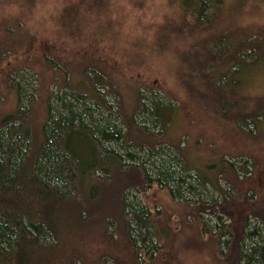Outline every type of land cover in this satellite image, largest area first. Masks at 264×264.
I'll list each match as a JSON object with an SVG mask.
<instances>
[{
  "label": "rangeland",
  "instance_id": "rangeland-1",
  "mask_svg": "<svg viewBox=\"0 0 264 264\" xmlns=\"http://www.w3.org/2000/svg\"><path fill=\"white\" fill-rule=\"evenodd\" d=\"M190 20L179 0H0V117L16 109L13 81L20 80L23 104L31 107L39 134L47 100L55 102L49 94L58 91L62 66L75 70L74 78L88 66L106 72L125 113L132 111L135 88L142 86L149 95L145 86H152L177 104L166 141L184 146L190 163L214 180L201 188L202 198L222 201L215 180L221 185L231 180L235 186L226 211L237 216L246 203L254 209L264 200V56L244 69L242 85L217 90L206 80L212 65L206 47L225 36L264 47V0H223L213 24L192 26ZM45 54L55 58V67ZM217 96L230 100L231 108L224 111ZM254 111L261 114L257 125L236 122ZM223 160L231 161L237 174ZM115 177L102 183L90 211L83 212L84 222L69 220L59 244L35 264H68L77 252L89 261L108 256L112 264L233 263L232 249L202 227L207 218L218 228L214 210L175 199L156 184L131 194L154 211L165 244L153 258L141 260L116 215L117 194L126 180Z\"/></svg>",
  "mask_w": 264,
  "mask_h": 264
},
{
  "label": "trees",
  "instance_id": "trees-1",
  "mask_svg": "<svg viewBox=\"0 0 264 264\" xmlns=\"http://www.w3.org/2000/svg\"><path fill=\"white\" fill-rule=\"evenodd\" d=\"M179 2L191 15L192 26L213 24L223 8V0ZM254 47L260 49L259 55L252 53ZM206 49L212 60L206 80L217 90L232 91L238 83L242 85L244 69L259 64L264 56V47L246 38L235 41L233 37H218ZM45 59L52 67L58 63L46 54ZM62 67L58 68V91L49 94L55 102L47 100L39 134L31 107L23 104L20 80L13 81L16 109L0 117V264L41 262L43 255L59 244L69 220L75 217L84 222L83 212L90 211L100 186L109 184L115 175L126 180L117 194L116 215L120 214L127 240L141 260L153 258L165 244L159 239L154 211L131 194L156 184L167 188L175 199L214 210L218 228L214 230L207 218L202 219V227L232 249V264H264V200L254 209L246 203L237 216L230 214L225 202L230 201L235 186L231 180H225L226 185L215 180L222 201L214 196L202 198L201 188L214 180L190 163L184 146L166 141L173 122L171 109L177 106L172 97L145 86L148 95L144 87L137 86L132 111L125 113L119 92L106 72L88 66L74 78L75 70ZM217 99L224 111L231 108L225 96ZM257 113H245L236 122L255 126L261 116ZM222 162L229 172L237 174L231 161ZM84 257L81 252L71 253L68 264L113 261L108 256L90 261Z\"/></svg>",
  "mask_w": 264,
  "mask_h": 264
}]
</instances>
